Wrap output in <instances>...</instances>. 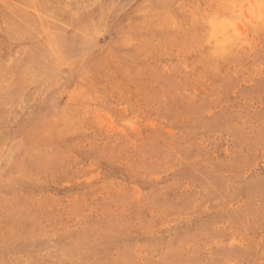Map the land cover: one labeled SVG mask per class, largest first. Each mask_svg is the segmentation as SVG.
<instances>
[{
	"label": "rangeland",
	"instance_id": "1",
	"mask_svg": "<svg viewBox=\"0 0 264 264\" xmlns=\"http://www.w3.org/2000/svg\"><path fill=\"white\" fill-rule=\"evenodd\" d=\"M0 264H264V0H0Z\"/></svg>",
	"mask_w": 264,
	"mask_h": 264
},
{
	"label": "bare ground",
	"instance_id": "2",
	"mask_svg": "<svg viewBox=\"0 0 264 264\" xmlns=\"http://www.w3.org/2000/svg\"><path fill=\"white\" fill-rule=\"evenodd\" d=\"M38 14V13H37Z\"/></svg>",
	"mask_w": 264,
	"mask_h": 264
}]
</instances>
